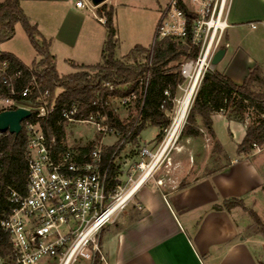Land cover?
Wrapping results in <instances>:
<instances>
[{
  "label": "built area",
  "instance_id": "2783aa9c",
  "mask_svg": "<svg viewBox=\"0 0 264 264\" xmlns=\"http://www.w3.org/2000/svg\"><path fill=\"white\" fill-rule=\"evenodd\" d=\"M232 1L169 0L162 9L150 49L154 50L158 41L165 37H189L198 48L197 56L187 59L181 66L184 81L178 89L183 91L182 97L178 99L176 95L172 98L171 91H165L166 98L161 107L165 108L167 99L171 98L179 106L164 132L173 130L182 101L193 87L187 109L189 113L206 72L215 68L212 63L214 54L221 47L229 46L225 32L229 27ZM77 6L87 4L84 0H77ZM100 21L105 24L106 19L101 17ZM251 26L255 28L257 24L252 23ZM3 53L0 45V54ZM28 69L29 79L22 85L24 71L13 70L9 60L0 59V112L18 107L32 111L31 116L21 122V132L27 136L29 182L23 192L10 188L11 210L1 220V227L9 234L12 255L9 258L0 255V264H81L82 261L92 264L97 256L104 259L100 233L131 199L118 206L120 197L146 172L170 137L160 144L158 152L147 145L142 146L139 151L142 161L132 167L133 172L125 175L127 160H119V153L124 144H129L126 143L129 133L122 137L118 130L106 123L105 115L99 119L95 116L85 118L78 106L72 104L62 110L63 118L70 123L94 122L100 133L115 134L118 140L114 148L110 153L102 143L73 148L66 144V139L59 142L55 135L49 136L43 121L53 114L60 91L53 96L50 89L42 87L41 67ZM150 77L149 69L136 79L142 99L146 96ZM135 98L137 94L132 91L118 99L122 105L129 106L134 104ZM20 101L29 102L33 107L19 106ZM184 125L185 119L178 131ZM6 134L10 132L0 131V138ZM261 148L255 145V150ZM145 158H150V161L145 162ZM158 163L143 183L154 176ZM136 168L141 170V174L135 179ZM123 175L127 177L125 180Z\"/></svg>",
  "mask_w": 264,
  "mask_h": 264
},
{
  "label": "trees",
  "instance_id": "16d2710c",
  "mask_svg": "<svg viewBox=\"0 0 264 264\" xmlns=\"http://www.w3.org/2000/svg\"><path fill=\"white\" fill-rule=\"evenodd\" d=\"M99 13L106 19L107 39L103 50V62L95 65H75L76 70L69 74H60L56 69L55 57L49 51V43L43 39L38 43L41 33L37 25L32 24L21 6L20 0L0 2V44L13 38L17 23H21L37 53L39 62L32 66L41 67L39 77L43 88H48L53 96L57 89L56 108L43 126L49 136L55 135L59 142L66 137V119L62 110L76 104L84 117L95 116L99 119L106 116V123L118 130L126 143H137L142 130L148 125L159 127L157 140H160L164 129L170 124V113L174 110L178 86L184 81L181 66L184 61L195 58L198 48L190 38L165 37L158 41L154 50L136 45L126 59L116 57L117 30L114 23L115 10L106 2L99 6ZM0 59H7L13 70H23L22 85L29 79V69L13 54H0ZM151 71L145 98L140 96V87L136 79ZM171 91V99H167L165 108L161 105L166 98L165 91ZM135 91L137 98V114L123 120L111 105L112 97L119 98ZM108 102V103H107ZM132 105V104H131ZM224 113L229 121L246 125V133L238 146V152L246 156L252 154L255 145L264 146V63L254 66L243 83H237L226 73L214 68L207 71L194 101L191 105L187 123L181 135L191 138L203 136L202 128L215 141L218 151L225 152L213 129V115ZM201 119V123L198 122ZM125 144L123 145V147ZM114 146H107L110 151ZM0 255L11 257L12 249L9 234L1 227V220L10 212V188L25 191L29 182V164L27 158V136L6 134L0 138ZM225 157L228 156L225 153ZM221 169L216 167L215 170ZM234 207L247 209L244 201L231 197L224 201V208ZM258 223V214L250 210ZM98 256L93 264H100Z\"/></svg>",
  "mask_w": 264,
  "mask_h": 264
},
{
  "label": "crops",
  "instance_id": "0c3cea01",
  "mask_svg": "<svg viewBox=\"0 0 264 264\" xmlns=\"http://www.w3.org/2000/svg\"><path fill=\"white\" fill-rule=\"evenodd\" d=\"M20 2L31 23L37 25L41 37L48 41L55 64L58 56L71 59L74 66L103 62L107 28L103 32L98 26L99 23L105 25L100 21L99 6L89 7L86 2L87 6L78 7L77 0ZM105 2L112 5L110 0ZM263 22L264 0L232 1L229 27L225 32V41L229 46L219 62L226 61V64L222 69L216 68L237 83L245 80L254 67L251 65L253 62L258 63L259 58L264 57ZM252 23L257 26L252 27ZM243 31H249L254 40L246 48L237 42ZM3 51L13 54L28 67L37 62L34 59L28 64L15 51ZM95 55L101 56L102 61ZM246 68L248 71L242 77L244 79H238L239 69L243 73ZM216 116L226 118L224 113H216L213 121ZM228 122L244 128V138L246 125ZM239 154L241 159L231 158L226 153L228 162L218 166L221 169H213L202 177L208 184L209 180H213L224 194H215L210 184L208 194H188L191 190L188 187L166 192L160 182L156 188L147 187L148 180L143 183L136 192L138 209L130 217L118 220L113 224L115 227L108 225L100 233L104 256L100 264H264L254 249V244H258L264 250L263 241L244 235L242 224L245 220L235 217L240 207L224 208V201L228 198L242 196L248 199L252 195L251 190H264L263 175L252 160L256 154ZM252 182L256 183L251 185Z\"/></svg>",
  "mask_w": 264,
  "mask_h": 264
},
{
  "label": "rangeland",
  "instance_id": "374dc122",
  "mask_svg": "<svg viewBox=\"0 0 264 264\" xmlns=\"http://www.w3.org/2000/svg\"><path fill=\"white\" fill-rule=\"evenodd\" d=\"M168 1L169 0H110L115 10L114 23L117 30V58L126 59L130 51L138 44L150 48L155 37L161 11L167 5ZM86 2L89 3V7L93 6L92 0H86ZM98 26L101 29L100 31L106 32L105 25L99 23ZM43 27L44 26L42 25V28ZM37 41L38 43H43L44 40L40 36L37 38ZM253 41L254 40L249 31L241 32V37L237 40V42L245 48ZM0 45L3 49L15 51L28 64H31L34 59H36L37 62L40 61L41 57L36 53V49L21 23H17L13 38ZM96 57L99 61H102L101 56L97 55ZM261 57L262 58H259L260 60H258V63L253 62L251 65L256 66L257 64H263L264 57ZM236 62H234V64H237ZM73 63L74 62L71 59L67 60L66 57L58 56L56 59V69L60 74H69L76 70ZM225 64L226 61H222L216 66L218 69H222ZM247 69L248 68L243 70V73L240 72L239 69L240 76L238 79H244L242 77L247 74ZM239 81L241 83L244 80ZM59 91L61 90L57 89V92ZM182 95L183 91L178 89V99H180ZM111 105L116 109L117 113L123 120H128L127 118L130 116L134 117L137 114V106L135 104L129 106L122 105L118 98H112ZM19 106L33 107L31 103L25 101H20ZM178 106V102L175 101L174 110L170 113V118L172 120L176 115ZM187 117L188 115L185 118V124L187 123ZM198 122L201 123V119H199ZM182 128L176 133V136H174L175 138L173 137V141L170 143L168 149L162 153L158 166L154 170L155 173L153 172L154 176L146 183L148 184L147 187L156 188L157 183L160 182L159 184L162 185V188H164L166 192L175 189H186V187H188L191 189H189L190 191L188 194H196L195 192L208 194L210 193L209 190H211L209 186L210 184L215 194H224L223 191L220 192L213 180H209L208 184V181L205 182L202 177L206 176L207 173L216 167H220L222 164L228 162L225 157V152L231 158H242L238 152V146L243 138L242 133H244L245 129H241V127H238L237 125H230L228 120L223 116H216L213 129L225 151L222 152L218 151L215 147V141L212 139L207 129L202 128L203 136H200L199 138H191L181 135ZM159 132V127L148 125L142 130L137 143H129L122 147V150L119 153V160H127V165L124 167L125 175H129L133 172L132 167H136V164L142 161L139 154L142 146L147 145L152 151L158 152L160 144L166 138H169L171 134V132H164L161 139L157 140L156 138ZM65 139L66 144L73 148H87L101 143L104 146H113L118 140L115 134L109 133L104 135L100 133L97 130L96 124L88 121L68 122L66 124ZM252 153L256 154L252 160H254L255 166L258 167L263 175L262 180L264 181V146L261 150H255ZM149 161L150 158H145V162ZM136 170L137 171L133 176L135 179L141 174L140 169L136 168ZM125 175H123V180L127 178ZM255 183L256 182H252L251 185H254ZM250 194L252 195L248 199H245L242 196H236L240 199L243 198L246 205L249 207H247V209L240 207L238 211L235 212V217L244 218L245 222H247L246 224H244L245 222L242 224L244 225V227H242L244 229V235H252L254 236V239H260L264 243V190L258 192L253 189ZM136 195L137 194H134L131 197L130 201L118 213L113 222L108 224L109 226L113 227V224H116L118 220H121L124 217H130L131 214L138 209L139 203ZM251 209L258 214L261 220L260 223H258L253 214H251ZM240 221L242 222V220ZM260 248L261 247H259L258 244H254L256 254L264 263V250ZM97 258L98 256L96 259ZM85 263L90 264L87 261Z\"/></svg>",
  "mask_w": 264,
  "mask_h": 264
},
{
  "label": "water",
  "instance_id": "95a60500",
  "mask_svg": "<svg viewBox=\"0 0 264 264\" xmlns=\"http://www.w3.org/2000/svg\"><path fill=\"white\" fill-rule=\"evenodd\" d=\"M106 0H92L93 5L100 6L105 3ZM227 49L226 47H221L214 54L212 63L216 66L224 57ZM32 111L25 107H18L16 109H8L0 112V131H9L13 134H19L22 129V120L30 117Z\"/></svg>",
  "mask_w": 264,
  "mask_h": 264
},
{
  "label": "bare ground",
  "instance_id": "6f19581e",
  "mask_svg": "<svg viewBox=\"0 0 264 264\" xmlns=\"http://www.w3.org/2000/svg\"><path fill=\"white\" fill-rule=\"evenodd\" d=\"M192 91H193V87L188 90L186 96L184 97V99L182 101L179 113H178L176 120H175L173 130L171 131V136L169 138L168 144L170 143L171 140H173V137L176 136V133H177L179 127L182 125V123L185 119V116L187 114V109H188V106L190 104L191 97H192ZM168 144L163 149H161V151L157 154L156 158L154 159L152 164L149 166V168L146 170V172L138 180L135 181V183L132 185V187L125 194H123L120 197V200L118 202V206L121 205L122 203H125L129 198L132 197L133 193L139 189V187L142 185V183L146 180V178L149 176V174L153 171V169H154L155 165L157 164V162L159 161L162 153L168 147Z\"/></svg>",
  "mask_w": 264,
  "mask_h": 264
}]
</instances>
